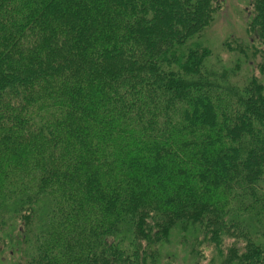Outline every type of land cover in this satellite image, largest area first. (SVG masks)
<instances>
[{"label": "trees", "instance_id": "trees-1", "mask_svg": "<svg viewBox=\"0 0 264 264\" xmlns=\"http://www.w3.org/2000/svg\"><path fill=\"white\" fill-rule=\"evenodd\" d=\"M223 1L0 0V239L26 264H264V0L220 42Z\"/></svg>", "mask_w": 264, "mask_h": 264}, {"label": "rangeland", "instance_id": "rangeland-1", "mask_svg": "<svg viewBox=\"0 0 264 264\" xmlns=\"http://www.w3.org/2000/svg\"><path fill=\"white\" fill-rule=\"evenodd\" d=\"M251 0H224L222 7L216 15L212 33L217 41H224L229 36H240L245 34L241 21L249 17ZM16 233H19L20 227L17 226ZM21 231V230H20ZM20 237L18 239L21 241ZM4 239V238H3ZM0 239V264H26L23 253L18 250V243L15 238H7L6 241ZM174 254L167 255V258L158 264H212L211 253L205 251L203 255L191 256L182 252V248L175 244L173 246ZM213 256V255H212Z\"/></svg>", "mask_w": 264, "mask_h": 264}]
</instances>
